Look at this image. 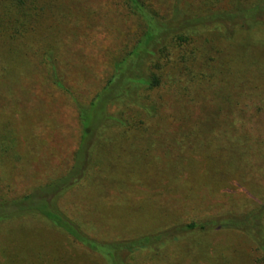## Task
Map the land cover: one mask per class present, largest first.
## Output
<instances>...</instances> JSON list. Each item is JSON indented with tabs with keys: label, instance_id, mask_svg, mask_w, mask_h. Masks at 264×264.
Listing matches in <instances>:
<instances>
[{
	"label": "rangeland",
	"instance_id": "rangeland-1",
	"mask_svg": "<svg viewBox=\"0 0 264 264\" xmlns=\"http://www.w3.org/2000/svg\"><path fill=\"white\" fill-rule=\"evenodd\" d=\"M143 1L160 16H170L176 4L183 13L202 14L262 0ZM44 7L36 32L0 51L3 198L24 196L67 173L80 146L78 112L52 85L45 55L54 53L66 67V81L85 102L102 89L113 62L143 32L125 0H43ZM222 33V28L202 30L192 44L194 60L175 66L169 88L153 96L175 112L163 110L144 126L109 133L86 179L61 200V208L93 237L132 238L196 219L244 214L264 199L255 166L233 167L229 160L236 154L232 147L249 157V137L240 133L238 146L231 147L216 133L221 127L215 120L201 126L192 122L196 103L204 102L212 113L229 111L239 101L237 82L250 79L254 89L264 84L261 75L247 72L248 65L263 58L264 48L256 43L263 40L264 27L238 31L233 43ZM207 97H217V109L207 106ZM183 115L189 122L181 136ZM153 137L156 142L147 141ZM261 258L245 237L217 233L186 238L163 254H140L131 264H264ZM0 264L105 262L43 219L28 218L0 223Z\"/></svg>",
	"mask_w": 264,
	"mask_h": 264
},
{
	"label": "trees",
	"instance_id": "trees-1",
	"mask_svg": "<svg viewBox=\"0 0 264 264\" xmlns=\"http://www.w3.org/2000/svg\"><path fill=\"white\" fill-rule=\"evenodd\" d=\"M42 1L0 0V51L6 46L15 47L36 32L45 9L40 8ZM125 1L142 24L143 32L137 37L133 48L113 62L112 74L105 85L88 101L83 102L75 94L73 82L66 81V77H69L66 67L62 66L54 53L45 55L43 62L48 68L52 85L71 99L78 112L80 146L67 173L24 196L10 199L0 195V223L28 218L43 219L101 257L105 264H131L140 254H163L186 238L217 233H237L245 237L255 245L264 261V199L258 207L244 214L210 216L132 238L112 240L93 237L61 208V200L88 176L96 151L109 133L144 126L163 110L175 112L172 105L167 104L164 108L160 100H154L153 96L161 88H169L171 82L168 75L175 66L194 60L191 59L195 53L192 44L202 30L222 28L223 37L233 43L238 31L250 32L264 27V0L250 7L243 8L237 4L233 10L205 11L202 14L183 13L176 4L170 16H160L143 0ZM256 45L264 48V38ZM247 72L250 77L261 75L264 78V55L260 61L248 65ZM237 85V107L212 113L201 101L196 103L192 122L201 126L208 120H215L221 127L216 133L224 140L228 138L231 147L234 143L238 146L240 133L246 134L249 137V157L232 147L236 154L230 156L229 160H233V167H253V164L258 174L256 176L264 186V84L260 89H254L250 79H242ZM216 98L205 99L207 106L214 107V110L218 107ZM216 115L218 119L214 118ZM188 122L189 116L183 115L181 136L188 129H185ZM176 129L171 132L174 133ZM147 141L156 142L154 137ZM5 206L11 209H4Z\"/></svg>",
	"mask_w": 264,
	"mask_h": 264
}]
</instances>
